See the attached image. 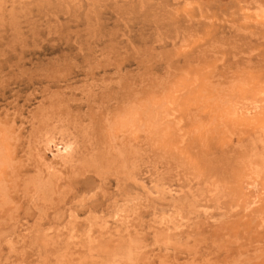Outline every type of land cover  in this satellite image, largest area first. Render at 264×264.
<instances>
[{"label":"rangeland","instance_id":"obj_1","mask_svg":"<svg viewBox=\"0 0 264 264\" xmlns=\"http://www.w3.org/2000/svg\"><path fill=\"white\" fill-rule=\"evenodd\" d=\"M0 264H264V0H0Z\"/></svg>","mask_w":264,"mask_h":264},{"label":"bare ground","instance_id":"obj_2","mask_svg":"<svg viewBox=\"0 0 264 264\" xmlns=\"http://www.w3.org/2000/svg\"><path fill=\"white\" fill-rule=\"evenodd\" d=\"M260 12H262V11H260ZM128 225V224H127ZM130 229V228H129ZM135 234V233H134ZM134 237V236H133ZM138 237V236H137ZM134 239V238H133ZM120 240V239H119ZM130 241V240H129ZM132 241V240H131ZM106 247V246H105ZM135 247V246H134ZM105 249V248H104Z\"/></svg>","mask_w":264,"mask_h":264}]
</instances>
